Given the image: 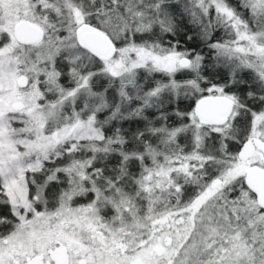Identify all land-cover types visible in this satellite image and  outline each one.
<instances>
[{
	"label": "snow or ice",
	"instance_id": "1",
	"mask_svg": "<svg viewBox=\"0 0 264 264\" xmlns=\"http://www.w3.org/2000/svg\"><path fill=\"white\" fill-rule=\"evenodd\" d=\"M0 264H264V0H0Z\"/></svg>",
	"mask_w": 264,
	"mask_h": 264
}]
</instances>
